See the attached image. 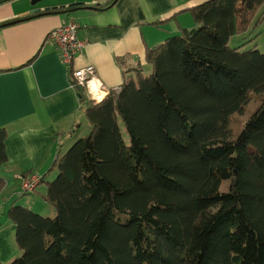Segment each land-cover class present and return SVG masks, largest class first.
I'll use <instances>...</instances> for the list:
<instances>
[{"label":"trees","instance_id":"obj_1","mask_svg":"<svg viewBox=\"0 0 264 264\" xmlns=\"http://www.w3.org/2000/svg\"><path fill=\"white\" fill-rule=\"evenodd\" d=\"M263 5L192 7L193 27L146 48L147 73L138 61L118 90L90 103L87 133L57 156L46 184L54 214L11 205L20 253L0 264H264V97L230 127L252 94H264V52L229 43ZM72 8L102 9L40 13ZM5 139L0 128V165Z\"/></svg>","mask_w":264,"mask_h":264},{"label":"crops","instance_id":"obj_2","mask_svg":"<svg viewBox=\"0 0 264 264\" xmlns=\"http://www.w3.org/2000/svg\"><path fill=\"white\" fill-rule=\"evenodd\" d=\"M110 1L0 0V24L33 9L41 12L70 4L102 8L40 13L0 27V128L6 131L7 155L6 162L0 165V261L3 263L20 253L8 209L11 205H21L52 216L54 210L50 205L48 208L43 196L47 182L58 173L53 163L66 151H61L62 146L69 148L78 130L88 131L85 112L93 102L84 90L85 99L80 100L60 49L49 41L50 31L67 20L76 21L78 37L86 40V46L74 57L72 66L91 64L108 88H119L124 71L138 61L144 72H148L150 66L144 62L146 48L162 44L181 27H193L188 10L205 0H117L103 9ZM30 172L42 175L43 181L34 192L25 193L19 175Z\"/></svg>","mask_w":264,"mask_h":264},{"label":"built area","instance_id":"obj_3","mask_svg":"<svg viewBox=\"0 0 264 264\" xmlns=\"http://www.w3.org/2000/svg\"><path fill=\"white\" fill-rule=\"evenodd\" d=\"M78 30L79 24L76 21L67 20L50 31L49 41L53 42L60 49L61 57L66 65L72 85L74 87L80 85L85 86L83 90L87 98L93 103H98L112 90H118L119 88H108L96 76L95 67L91 64H86L82 67L72 66V60L77 54L83 51L86 45V40H82L78 37ZM28 177H31L29 178L30 181L21 185L22 191L25 193L34 192L42 179V175L32 173L24 177V181Z\"/></svg>","mask_w":264,"mask_h":264},{"label":"rangeland","instance_id":"obj_4","mask_svg":"<svg viewBox=\"0 0 264 264\" xmlns=\"http://www.w3.org/2000/svg\"><path fill=\"white\" fill-rule=\"evenodd\" d=\"M262 14H263V17H261V19L259 20V17ZM189 17L191 19H193L191 13H190ZM230 44L235 45V47H239V50H242V51H245V50H248L252 47H255L260 52H264V5L260 8L256 17L251 22L249 29L241 32L239 35L234 36L233 41H231ZM83 50H84V48H83ZM80 67H82V66H80ZM146 71H149V70H146ZM81 86L82 85H80L79 87H81ZM81 88L85 89V86H82ZM262 97H264V94H262V95L252 94L250 101L245 106L244 111L242 113H239V114L236 113V114L232 115V117L230 119V121H231L230 127L234 133L239 129L241 124L248 119V117L251 115V113L259 105V100L262 99ZM120 128H121V131L123 132L124 139L128 141V136H127V133L125 132V128H124L122 123H120ZM86 130H87V128H82V129L78 130L75 133V135H73L71 143H73L76 139H78L79 137L84 135L86 133ZM65 150H67L66 146H62L61 151H65ZM32 173H36V172L24 173L22 175H19L20 184L24 185L25 183L30 181L29 178H31V177L26 178L25 181L23 178L31 175ZM45 205H47V204L45 203ZM47 206H48V208H51L49 205H47ZM40 214L50 216V214L48 215L47 212H41Z\"/></svg>","mask_w":264,"mask_h":264},{"label":"water","instance_id":"obj_5","mask_svg":"<svg viewBox=\"0 0 264 264\" xmlns=\"http://www.w3.org/2000/svg\"><path fill=\"white\" fill-rule=\"evenodd\" d=\"M36 1H38V0H34V2H36ZM70 5H72V4H70ZM47 9H49V8H47ZM75 9H76V8H72V9H69L68 11L53 12V13L63 14V13L71 12V11H73V10H75ZM37 14H40L39 10H38V9H33V10H31L29 13L25 14L24 16H26V15H31V17H33V16H35V15H37ZM27 19H28V18H27ZM25 20H26V19H25ZM5 25H8V24H1V27H2V26H5Z\"/></svg>","mask_w":264,"mask_h":264}]
</instances>
